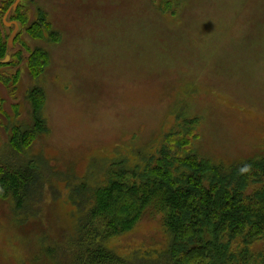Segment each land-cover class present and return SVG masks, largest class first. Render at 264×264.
Returning a JSON list of instances; mask_svg holds the SVG:
<instances>
[{
  "label": "rangeland",
  "instance_id": "rangeland-1",
  "mask_svg": "<svg viewBox=\"0 0 264 264\" xmlns=\"http://www.w3.org/2000/svg\"><path fill=\"white\" fill-rule=\"evenodd\" d=\"M5 2L0 0L4 39L13 30L2 25ZM22 4L28 26L43 12L61 41H35L23 29V44L43 48L51 56L41 80H34L20 59L11 58L13 67L0 69L1 160L7 161L11 153L6 129L15 117L14 106L20 107L18 119L29 122L26 96L36 86L46 91L45 117L51 134L39 138L25 157L42 156L59 173L74 166V175L90 184L106 183L96 167L102 162L126 160L132 167L143 163L137 153L157 157L165 136L181 131L183 122L188 126L186 136L203 158L227 164L262 152L264 0ZM15 47L22 49L19 43ZM17 69L20 79L12 99L6 83ZM195 118L198 124L192 121ZM54 183L61 197L55 199L48 191L40 217L27 226L13 216L10 203L0 199V264H53L43 255L34 232L39 237L45 232L75 233L77 212L69 189L61 178ZM162 224L161 213L149 212L132 232L106 246L131 262H150L167 246Z\"/></svg>",
  "mask_w": 264,
  "mask_h": 264
},
{
  "label": "trees",
  "instance_id": "trees-1",
  "mask_svg": "<svg viewBox=\"0 0 264 264\" xmlns=\"http://www.w3.org/2000/svg\"><path fill=\"white\" fill-rule=\"evenodd\" d=\"M15 2L6 0L1 9L3 17ZM23 2L26 0H21L9 16L21 28L15 44L22 45V49H16L14 44V49L9 50V37L4 39L0 33V60L8 53L12 59L22 60L38 81L49 68L51 56L43 48L31 49L23 44V29L35 41L59 43L61 35L53 31L43 12L28 26ZM2 25L11 31L3 22ZM12 64H0V69ZM11 76L6 86L13 99L20 69ZM26 97L30 121L18 119L17 104L15 117L6 129L10 157L23 159H0V199L9 202L13 216L27 226L40 217L48 191L55 199L61 197L54 180L57 183L61 178L66 183L77 212L75 233L45 232L39 237L40 233L34 232L43 255L53 264H264V148L254 157L227 164L203 158L186 136L188 126L183 122L181 131L165 136L166 144L157 157L137 153L143 160L141 165L131 167L126 160L97 165L107 181L98 184L96 180L93 185L74 175V166L69 172L59 173L42 156L25 157L39 138L51 134L45 117V89L36 86ZM192 121L199 122L196 118ZM149 212L162 214L167 236V246L157 259L131 262L106 246L112 239L132 232Z\"/></svg>",
  "mask_w": 264,
  "mask_h": 264
},
{
  "label": "water",
  "instance_id": "water-1",
  "mask_svg": "<svg viewBox=\"0 0 264 264\" xmlns=\"http://www.w3.org/2000/svg\"><path fill=\"white\" fill-rule=\"evenodd\" d=\"M21 3V0H16V2L14 3L12 9H10L6 15L4 16V19H3V24L5 25V27H13L12 29V34L11 36L9 37L8 39V47H9V50H12L14 48V44H15V40L17 38V35L20 31V27L18 25L17 22L15 21H11V22H7V17L9 16V14L11 13V11H16L19 7ZM11 57H10V54L8 53L6 58L4 60H0V64H7L9 61H10Z\"/></svg>",
  "mask_w": 264,
  "mask_h": 264
},
{
  "label": "clouds",
  "instance_id": "clouds-1",
  "mask_svg": "<svg viewBox=\"0 0 264 264\" xmlns=\"http://www.w3.org/2000/svg\"><path fill=\"white\" fill-rule=\"evenodd\" d=\"M246 170V169H245Z\"/></svg>",
  "mask_w": 264,
  "mask_h": 264
}]
</instances>
